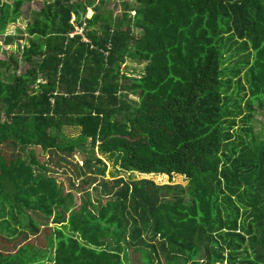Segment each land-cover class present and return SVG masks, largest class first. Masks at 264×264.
Instances as JSON below:
<instances>
[{
  "label": "trees",
  "instance_id": "obj_1",
  "mask_svg": "<svg viewBox=\"0 0 264 264\" xmlns=\"http://www.w3.org/2000/svg\"><path fill=\"white\" fill-rule=\"evenodd\" d=\"M31 1L0 0V36ZM41 1L0 57V264H264V0ZM95 150L187 184H95Z\"/></svg>",
  "mask_w": 264,
  "mask_h": 264
},
{
  "label": "rangeland",
  "instance_id": "obj_2",
  "mask_svg": "<svg viewBox=\"0 0 264 264\" xmlns=\"http://www.w3.org/2000/svg\"><path fill=\"white\" fill-rule=\"evenodd\" d=\"M6 3H13V0H3ZM76 1V0H74ZM42 1L41 0H32L30 3L26 4L24 6V8L22 9V17L18 20V22L16 24H11L8 26L7 31H6V35H14V36H20L24 34V31L28 25V23H30L34 18L35 15L39 12V10L42 7ZM130 6L132 8H136L138 5L134 0H130L129 1ZM119 3L117 0H109V4H106V9L108 11H112L114 13V15H119L118 10L115 9V6H117ZM94 15V13L90 10L87 12V19H90L92 16ZM134 15V14H133ZM0 36V57H2V54L7 53L9 55V53L12 52H17V50H19L21 48V46H23L24 44H26V42L24 40H17L16 42H14L11 45H7L5 44V36ZM25 38H27V36L23 35ZM145 62H132V61H127L126 63H124L122 65V70L129 72L131 74H143L144 73V68H145ZM21 69L20 72H24L26 65L21 62ZM11 78V74H7V76L3 77V79H10ZM264 105V104H263ZM255 113L253 114V120L251 123L252 129H253V133L254 136L256 137V139L258 140H262L264 141V106L263 108H254ZM63 135L66 136L69 139H76L79 137L80 134V129L79 128H64L63 129ZM81 149L84 150H89L90 146H85L84 148H80V147H76L73 151V156H72V160L74 162H77L79 165H82V160L84 157L83 151ZM38 153H41V151H38ZM90 156V155H89ZM117 155L115 156H109V155H102L99 154L97 150H95V154L93 156H91L92 161H91V166H92V170L94 169H100V170H106L105 175H98L96 177L97 183L99 182H104L105 180H108V182L112 179V178H120L123 177L126 181L129 180H140V179H150L154 182H156L157 184L163 185V184H180L185 186L187 184V179L184 176L181 175H177L174 174L171 177L167 176L164 179H160L158 178L156 175H143L137 171H124L121 170L120 166L117 163ZM93 157H97L100 160H103V164H98L97 162H95V160L93 159ZM71 168L67 169L68 170V175L72 174ZM61 172V171H59ZM99 186V185H97ZM63 188L64 191H69L70 187L68 184H63ZM80 197V195L76 196V200H78ZM52 227V226H51ZM34 240L33 237L30 238V241ZM20 239H16V240H5V238H0V249L2 248H8V249H14L17 247V245L20 242ZM37 244H44V240L43 237H40L37 241ZM128 255V254H127ZM129 256V255H128ZM128 264H132V260L129 258V260L127 261Z\"/></svg>",
  "mask_w": 264,
  "mask_h": 264
},
{
  "label": "built area",
  "instance_id": "obj_3",
  "mask_svg": "<svg viewBox=\"0 0 264 264\" xmlns=\"http://www.w3.org/2000/svg\"><path fill=\"white\" fill-rule=\"evenodd\" d=\"M82 32H83V29H80V30L78 31V34H82Z\"/></svg>",
  "mask_w": 264,
  "mask_h": 264
},
{
  "label": "crops",
  "instance_id": "obj_4",
  "mask_svg": "<svg viewBox=\"0 0 264 264\" xmlns=\"http://www.w3.org/2000/svg\"><path fill=\"white\" fill-rule=\"evenodd\" d=\"M90 11V10H89Z\"/></svg>",
  "mask_w": 264,
  "mask_h": 264
}]
</instances>
